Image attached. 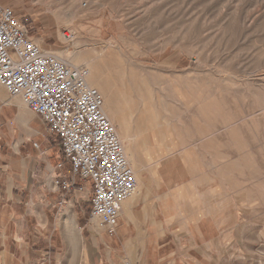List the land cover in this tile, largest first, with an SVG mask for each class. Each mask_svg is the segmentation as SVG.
<instances>
[{
  "label": "rangeland",
  "instance_id": "374dc122",
  "mask_svg": "<svg viewBox=\"0 0 264 264\" xmlns=\"http://www.w3.org/2000/svg\"><path fill=\"white\" fill-rule=\"evenodd\" d=\"M4 1L45 51L100 73L98 91L127 127L123 143L138 153L141 184L191 176L201 188L202 210L223 230L203 262L264 264V0ZM0 91V156L45 142L57 166L65 163L42 121ZM169 160L174 167L162 175ZM82 196L74 210L86 223ZM43 241L50 248V237ZM90 255L93 264L99 254Z\"/></svg>",
  "mask_w": 264,
  "mask_h": 264
},
{
  "label": "crops",
  "instance_id": "0c3cea01",
  "mask_svg": "<svg viewBox=\"0 0 264 264\" xmlns=\"http://www.w3.org/2000/svg\"><path fill=\"white\" fill-rule=\"evenodd\" d=\"M0 5L15 13L9 2L0 0ZM35 41L40 45V39ZM3 107L0 100V117ZM50 138L58 143L56 137ZM44 143L42 149L33 143L26 154L17 146L11 154L0 156V264H31L32 257L52 259L54 264H91L92 249L99 254L93 264H205L203 260H210L206 251L220 242L223 230L215 216L202 210L201 188H196L191 176L181 183L160 177L155 188L140 182L134 198L120 204L115 234L109 236L97 220L81 223L78 219L75 199L82 200L85 193L90 209L91 183L76 178L82 184L64 189L61 183L71 178L70 164L58 168L60 157ZM171 167L174 160L159 169L163 175ZM47 236L50 248L43 241ZM35 244L38 247L33 249Z\"/></svg>",
  "mask_w": 264,
  "mask_h": 264
},
{
  "label": "built area",
  "instance_id": "2783aa9c",
  "mask_svg": "<svg viewBox=\"0 0 264 264\" xmlns=\"http://www.w3.org/2000/svg\"><path fill=\"white\" fill-rule=\"evenodd\" d=\"M88 76L84 66H71L45 51L22 19L0 5V88L8 98L19 97L48 135L56 137L70 164L71 178L64 179L62 187L73 188L76 178L89 181L90 219L113 236L120 204L133 195L137 181L104 113L103 98L88 85Z\"/></svg>",
  "mask_w": 264,
  "mask_h": 264
},
{
  "label": "bare ground",
  "instance_id": "6f19581e",
  "mask_svg": "<svg viewBox=\"0 0 264 264\" xmlns=\"http://www.w3.org/2000/svg\"><path fill=\"white\" fill-rule=\"evenodd\" d=\"M62 36H63L64 40L69 41V42L74 39L73 37L68 36L67 34H64V35L62 34ZM52 54H54V53H52ZM56 57L59 58V59H62L59 56H56ZM65 62H67V61H65ZM73 62L78 63V60H75ZM67 63L69 64L70 62H67ZM69 65H71V64H69ZM86 67L89 69V76H88V79H87L88 85L93 87V88H95V89H97V90H99L100 92L104 91L105 88H104L103 80H102V77H101L100 73L95 72L94 69H93V66L90 63H87ZM17 98H19V97H15V99H17ZM12 99H14V98H12ZM20 101L23 104V101L21 99H20ZM17 102H19V101L17 100ZM9 103L10 102H8L7 104H9ZM103 109H104L105 115H107L110 120L114 121L117 124L118 136L120 137L121 142H122V144L124 146V151H125L127 160L129 162V165H130V167H131V169H132V171L134 173L135 179L137 181L136 190L133 193V195L131 196L132 198L130 197V199H129V200H132L134 198V195H136L138 193V190L140 188V181H139V175H138L139 174V169H138L139 166L137 167V165H136L137 164L138 153L135 150V148H132V145H130V143L126 144V145L123 143V140H126V141L128 140L129 141V137L130 136L128 134L127 127H125V125L123 126V121L119 119L118 109H116V111H114L113 110V104H111L110 101H109V103H107V104L105 103L104 104ZM126 203H124V204H126Z\"/></svg>",
  "mask_w": 264,
  "mask_h": 264
}]
</instances>
